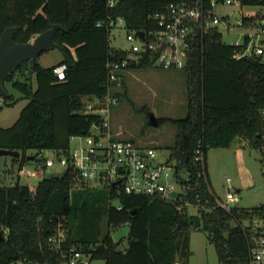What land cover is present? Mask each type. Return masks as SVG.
<instances>
[{"label": "trees", "instance_id": "1", "mask_svg": "<svg viewBox=\"0 0 264 264\" xmlns=\"http://www.w3.org/2000/svg\"><path fill=\"white\" fill-rule=\"evenodd\" d=\"M182 1L119 0L111 9L105 0H0V36L5 28L17 26L14 41L26 43L59 24L54 35L62 53L58 63L67 65L65 78L58 80L56 64L43 67L25 61L17 67L27 66L22 80L14 77L17 68L4 80L11 81L20 96L0 97V112L21 99L27 103L12 125L0 126V148L20 151L21 157L13 158L20 169L29 150L36 154L33 159L42 150L66 153L72 136L86 135L102 122L99 113L85 112L84 99L103 97L114 84L107 63L128 56L126 50L110 46L109 20L121 17L129 30L155 29L150 16L169 2ZM241 2L264 6V0ZM250 20L257 21L258 16ZM242 49L225 43L219 30L203 32L200 23L190 37L183 68L187 113L178 119L157 118V125L168 121L176 126L168 160L186 186L181 196L162 199L96 189L69 167L36 185H0V227L7 230H1L0 264L21 260L56 264L58 254L48 237L58 222L67 228L66 246L81 245L103 264H189L192 229L207 233L220 264H250L255 240L264 237V227L252 226L254 220L264 221V205L223 208L207 171L208 150L229 147L236 138L264 155V56L236 58ZM154 57L144 53L131 59L125 70L151 67ZM197 149L203 162L195 160ZM36 172L42 173L43 166ZM184 204L196 206L197 212L188 214ZM101 216L109 226L128 224L125 247L109 233L98 239L96 223Z\"/></svg>", "mask_w": 264, "mask_h": 264}, {"label": "rangeland", "instance_id": "2", "mask_svg": "<svg viewBox=\"0 0 264 264\" xmlns=\"http://www.w3.org/2000/svg\"><path fill=\"white\" fill-rule=\"evenodd\" d=\"M252 12H264V6L240 5L237 6L228 0L224 4L213 7L216 17L229 16L230 21L236 24L237 18ZM219 32L225 43L236 44L244 39L246 32L252 29L242 26L227 28L218 26ZM125 29L117 25L110 32L109 43L112 48L126 49L129 42L125 39ZM62 53L58 47L41 52L36 61L43 67H50L61 61ZM27 66L24 63L16 69L14 77L23 79ZM123 80L114 82L109 87V95L116 99L108 110V122L111 132L122 139L133 142L141 147H151L157 150L161 157L169 155V147L174 142L176 126L168 121L159 125L150 122V115L156 118H182L187 113L186 74L184 69H163L157 66L133 68L122 70ZM8 94L17 98L20 92L13 88L12 82H4ZM85 107L95 105L98 100L94 97L85 98ZM26 100H19L14 106L4 105L0 112V125L10 126L17 119ZM98 104V103H97ZM83 142L76 137L70 141V146ZM28 154H34L29 150ZM55 158L50 150H42L35 159L26 160L20 169V163L9 155L0 156V185L21 184L36 185L42 178L60 176L65 168L58 164L46 166L42 157ZM43 166V172L36 170ZM207 171L210 187L217 199L226 202L228 191L238 196V201L231 206L251 209L264 205V155L257 149L246 146L236 138L229 147L210 148L207 152ZM78 186V185H77ZM94 188L102 189L103 186L95 185ZM106 189H108L106 187ZM113 205L117 199L111 200ZM188 214L197 212V207L184 204ZM99 230L98 239L109 233L115 240H122L120 247L126 246L128 224L124 223L114 227L107 224L105 216H101L96 223ZM189 264H220L216 248L208 240L207 233L201 230L190 231ZM14 264H19L15 262Z\"/></svg>", "mask_w": 264, "mask_h": 264}, {"label": "built area", "instance_id": "3", "mask_svg": "<svg viewBox=\"0 0 264 264\" xmlns=\"http://www.w3.org/2000/svg\"><path fill=\"white\" fill-rule=\"evenodd\" d=\"M227 0H185L165 4L164 8L155 12L150 18L155 22L156 28L143 32L140 37L139 31L126 28L125 20L118 17L109 20V25L115 28L121 25L125 29V39L129 47L124 49L128 52L127 58L108 62L107 68L111 82L123 80L120 76L131 59H139L144 53H154L152 66L163 69H182L186 65L187 50L190 46V37L200 23L202 31L218 30L222 25L227 28L242 26L251 28L244 35V39L237 45L243 49L235 54L236 58L243 56H264V12H252L246 16L237 18L236 24L230 21L229 16L216 17L213 7L224 4ZM242 6L241 0H228ZM119 0H105L108 8L117 6ZM258 16V20L251 18ZM100 25V23H98ZM113 30V29H112ZM111 30V31H112ZM66 63H58L53 72L58 80L65 78ZM98 104L85 107V112L99 113L102 116L101 124H94L86 135L72 136L82 138L83 142L69 148L66 153L50 150L55 158L42 157L46 166L56 164L66 168H72L77 177L91 186L99 185L115 189L118 193L129 195H145L162 199H173L185 192V184L179 174L176 173L175 164L168 160L169 155L161 157L157 150L151 147H141L133 142L115 136L110 130L108 122V110L116 99L107 93L103 97H94ZM42 152V151H41ZM195 160L203 162L200 149L196 150ZM183 178L186 177L183 173ZM175 193V196L172 194ZM226 202L219 201V205L229 209L230 204L238 201L236 193L228 191ZM254 229L263 228V220H254ZM5 233L6 229H1ZM67 228L62 222L51 231L48 242L58 254L56 264H103V260L93 256L92 251L85 250L81 245L72 244L66 246ZM19 264H40L21 260ZM14 264V263H12ZM250 264H264V237L255 240L251 249Z\"/></svg>", "mask_w": 264, "mask_h": 264}, {"label": "water", "instance_id": "4", "mask_svg": "<svg viewBox=\"0 0 264 264\" xmlns=\"http://www.w3.org/2000/svg\"><path fill=\"white\" fill-rule=\"evenodd\" d=\"M60 28L59 24H53L50 28L36 35L31 41L20 43L14 41L13 37L18 30L17 26H10L3 30L0 36V97L8 95L3 86L4 80L11 75L21 62H36L37 56L44 50L56 48L58 45L54 42V35ZM143 37V32H138ZM150 122L157 125V118L150 115ZM9 155L12 158L19 159L21 153L18 150L0 148V156ZM36 155V154H35ZM33 154L27 156V160L33 159ZM176 194L173 193L172 196ZM2 234L0 232V240Z\"/></svg>", "mask_w": 264, "mask_h": 264}, {"label": "crops", "instance_id": "5", "mask_svg": "<svg viewBox=\"0 0 264 264\" xmlns=\"http://www.w3.org/2000/svg\"><path fill=\"white\" fill-rule=\"evenodd\" d=\"M122 79H123V78H122ZM21 100H26V99H21ZM26 103H27V100H26ZM26 103H25V104H26ZM25 104H24V105H25ZM24 105H23V106H24ZM21 109H22V108H21ZM0 115H1V114H0ZM0 126H1V127H7V126H2V125H0Z\"/></svg>", "mask_w": 264, "mask_h": 264}]
</instances>
